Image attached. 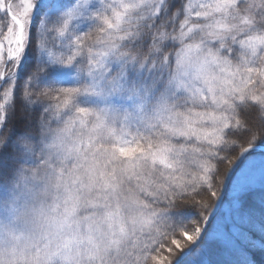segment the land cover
I'll list each match as a JSON object with an SVG mask.
<instances>
[{
  "label": "snow or ice",
  "instance_id": "snow-or-ice-1",
  "mask_svg": "<svg viewBox=\"0 0 264 264\" xmlns=\"http://www.w3.org/2000/svg\"><path fill=\"white\" fill-rule=\"evenodd\" d=\"M260 147L264 0H0V264H255Z\"/></svg>",
  "mask_w": 264,
  "mask_h": 264
},
{
  "label": "rangeland",
  "instance_id": "rangeland-1",
  "mask_svg": "<svg viewBox=\"0 0 264 264\" xmlns=\"http://www.w3.org/2000/svg\"><path fill=\"white\" fill-rule=\"evenodd\" d=\"M252 160L255 162L256 167L252 170V172L249 174V184H250V190L244 195L243 201L246 208L252 209L257 216L260 215V209H261V200L264 198V187L261 186L260 183V168L259 164L261 161H264V153H253L252 154ZM222 170V169H221ZM238 177L234 176L232 179L229 189L227 191V198L224 201L223 208L221 209L222 212L227 213L229 206H230V199L232 195V187L233 184L236 183ZM191 225H189L190 227ZM177 238L183 239L182 237L177 234ZM257 239H260L259 235H257ZM168 243V242H167ZM206 246L209 250L210 258L212 260L217 259H233L234 257L230 256L229 252L225 249V245L223 240H211L206 241ZM240 247V246H237ZM221 251V254L217 256L216 254ZM212 251V253H210ZM241 254L248 255L251 259L255 261V264H264V249H261L260 247L248 249L246 252L243 248H240ZM214 252V254H213Z\"/></svg>",
  "mask_w": 264,
  "mask_h": 264
},
{
  "label": "water",
  "instance_id": "water-1",
  "mask_svg": "<svg viewBox=\"0 0 264 264\" xmlns=\"http://www.w3.org/2000/svg\"><path fill=\"white\" fill-rule=\"evenodd\" d=\"M254 152H261V153H264V147L257 148ZM233 178H234V176L231 177V181H232ZM229 186H230V183H229L228 181H226L227 191H228ZM224 201H225V200H224Z\"/></svg>",
  "mask_w": 264,
  "mask_h": 264
},
{
  "label": "trees",
  "instance_id": "trees-1",
  "mask_svg": "<svg viewBox=\"0 0 264 264\" xmlns=\"http://www.w3.org/2000/svg\"><path fill=\"white\" fill-rule=\"evenodd\" d=\"M147 50V42L145 43V51ZM253 153H260V152H253ZM252 153V154H253ZM225 168H226V166L225 167H222L221 169V171L223 172L224 170H225ZM167 242L168 241H165V243L167 244ZM210 253H212V251L210 252ZM213 254H214V252H213ZM219 254H221V251L219 250V252L216 254L217 256H219ZM263 264V263H262Z\"/></svg>",
  "mask_w": 264,
  "mask_h": 264
}]
</instances>
